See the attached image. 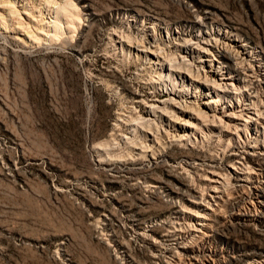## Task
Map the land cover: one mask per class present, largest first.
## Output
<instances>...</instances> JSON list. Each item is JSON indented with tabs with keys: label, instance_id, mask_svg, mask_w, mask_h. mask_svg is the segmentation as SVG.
Masks as SVG:
<instances>
[{
	"label": "rangeland",
	"instance_id": "1",
	"mask_svg": "<svg viewBox=\"0 0 264 264\" xmlns=\"http://www.w3.org/2000/svg\"><path fill=\"white\" fill-rule=\"evenodd\" d=\"M47 1L45 14L54 16L60 1ZM70 1L82 29L68 39L27 49L0 34V264H165L176 255L179 264H264V211L254 219L252 189L234 181L212 203L208 237L205 228L199 237L184 233L187 249L165 252L173 204L200 212L182 198L207 193L209 165L226 175L227 137L203 131L197 141L165 146L155 164L137 159L149 144L144 131L157 126L131 95L154 96L144 83L157 74L116 42L149 38L176 59L165 28L190 38L223 26L264 54V0ZM151 21L162 29L145 34ZM170 79L160 94L177 87ZM251 134L239 145H253ZM263 158H249L248 167L264 174ZM178 223L195 224L188 215Z\"/></svg>",
	"mask_w": 264,
	"mask_h": 264
},
{
	"label": "bare ground",
	"instance_id": "2",
	"mask_svg": "<svg viewBox=\"0 0 264 264\" xmlns=\"http://www.w3.org/2000/svg\"><path fill=\"white\" fill-rule=\"evenodd\" d=\"M41 1L37 0L39 4L34 5L29 0H0V34L32 49L47 43L54 44L59 34H66L68 39L72 37L73 31L82 29L80 11L70 0H58L60 3H56L54 16L45 14L44 4L49 1ZM159 29H162L160 24L151 21L144 25L143 30L148 34ZM165 29L166 38H163V42L165 47L175 49L176 59H168L160 52L155 41L149 38L140 44L126 37H118L116 41L129 57L144 62L157 74L155 80L144 83L145 88L151 87L154 96L131 95L132 103L153 117L157 126L155 132L144 131L149 144L137 148V159L144 157L151 165L155 164L165 146L191 139L197 141L203 131L212 138L227 137L228 144L223 148L224 153L231 158L224 165L227 176L215 171L212 165L207 167L208 170L205 169V195L191 197L195 199L193 201L182 198L200 207V212L180 206L179 202L178 205L177 202L173 204L171 226L165 235L171 239L166 241L172 242L165 248V252H169L171 245L181 250L187 249L183 243L184 233L199 237L200 229L205 228L202 236L208 237L207 217L213 215L212 203L221 199L223 201L225 183L234 181L238 187L250 186L252 192L248 204L254 219H259L264 211V174L262 169H251L247 164L249 158L264 157V146L260 144L264 132V87L263 93H260L261 84L264 83L261 73L264 54L227 27L219 26L212 31H205L203 26L198 29V34H190V38H181L177 30ZM166 77L175 79L178 85L168 91L165 88L166 91L160 94L158 86L166 84ZM251 132L253 145L240 146V140L249 137ZM116 169L123 171V167ZM113 170L115 168L112 166ZM145 185L150 193L157 188L152 182L145 181ZM183 215L194 220L193 228L178 223ZM180 261L176 255L172 262L166 260L165 264H179Z\"/></svg>",
	"mask_w": 264,
	"mask_h": 264
}]
</instances>
